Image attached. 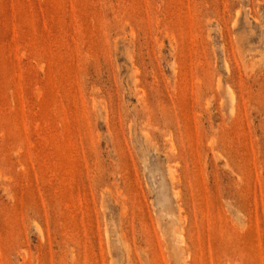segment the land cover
<instances>
[{"label":"rangeland","instance_id":"1","mask_svg":"<svg viewBox=\"0 0 264 264\" xmlns=\"http://www.w3.org/2000/svg\"><path fill=\"white\" fill-rule=\"evenodd\" d=\"M0 264H264V0H0Z\"/></svg>","mask_w":264,"mask_h":264}]
</instances>
